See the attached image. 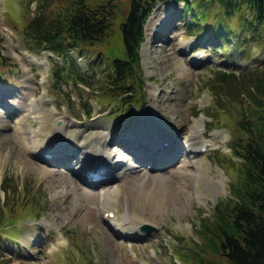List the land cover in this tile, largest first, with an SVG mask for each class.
Returning a JSON list of instances; mask_svg holds the SVG:
<instances>
[{
	"label": "rangeland",
	"instance_id": "374dc122",
	"mask_svg": "<svg viewBox=\"0 0 264 264\" xmlns=\"http://www.w3.org/2000/svg\"><path fill=\"white\" fill-rule=\"evenodd\" d=\"M24 2L31 11L38 0H0L1 52L14 64L0 74V141H8L0 143V203L6 198L1 187L6 178L15 185L16 201H26L16 206L15 229L9 223L2 231L0 264H181L173 254L175 248L189 250L200 241L198 216L209 215L220 197L232 195V177L239 174L233 163L227 167L209 154L215 148L220 155L230 153L234 134L228 121L231 109L238 107L226 97L225 108L214 101L211 79L219 68L237 71L262 66L264 27L256 42L240 47L250 50L245 57L234 47L238 34L221 38L226 42L221 44L212 31L205 30L216 19L209 12L198 28L182 0L157 2L145 21L140 47L143 98L141 103L126 102L118 108L119 102L99 96L106 88L101 74L107 63L90 65L95 49L83 55L72 50L90 88L69 81L54 87L52 65L62 59L24 45ZM225 20L223 26H238L237 14ZM110 39L119 48V34ZM85 100L91 107L89 115L83 112ZM144 123L160 130L143 128ZM197 127L207 145L200 150L202 145L197 143L191 151L186 141ZM163 130L172 136L163 135ZM158 132L160 136L151 138ZM53 134L74 137L84 148L94 141L104 142L121 163L110 168V175L104 173L103 182L89 184L71 167L77 155L44 159L46 151L51 153L45 145ZM152 141H164L168 154L175 142L181 151L175 148L177 154L169 161L160 160L166 154L151 161L147 155L140 157L142 152H154ZM27 188L33 197H28ZM108 189H116L108 196L115 220L101 210V194ZM3 207L6 219L8 207ZM125 212L137 215L134 224H127ZM138 216L145 219L141 222ZM146 222L157 230H143Z\"/></svg>",
	"mask_w": 264,
	"mask_h": 264
},
{
	"label": "trees",
	"instance_id": "16d2710c",
	"mask_svg": "<svg viewBox=\"0 0 264 264\" xmlns=\"http://www.w3.org/2000/svg\"><path fill=\"white\" fill-rule=\"evenodd\" d=\"M158 1L178 2L38 0L31 11L27 8L28 2H24L21 9L27 21L21 27L22 39L28 50H48L62 59L61 63L55 61L52 65L55 88L67 81L90 88L86 71L71 51L83 55L88 49H95V57L89 61L90 65L98 66L103 61L107 63L101 74L107 89L103 88L104 93L99 96L105 95L112 102H119L118 108H121L126 102L134 104L143 98L140 46L145 38V21ZM183 1L185 10L190 11L195 19L192 25L201 27L209 12L216 19L212 25L203 26L205 30L212 31L221 44L226 43L221 38L229 37L232 33L235 36L238 34L234 42L236 52H240L241 56H250L247 47H240L247 43L253 44L261 35L264 0ZM123 5L126 6L124 15L121 14ZM203 9L205 15H202ZM234 14H237L238 26L230 22L228 24L231 25L223 26L227 24L225 18H231ZM116 32L119 34V48L110 39ZM1 43L0 35V74L12 64L11 58L1 52ZM211 80L214 101L225 108L226 97L227 102L232 106L234 102L238 107L231 109L232 119L228 121L234 134L229 144L230 153L220 155V151L213 150L209 154L218 162H226L227 167L228 163H233L239 174L232 177V195L220 197L209 215L198 216L196 232L200 241H194L189 250L175 248L173 254L181 264H264V64L237 71L219 68ZM67 97L70 99L68 94ZM81 103L83 112L89 115L90 104L86 100ZM232 156H236L239 162ZM1 187L6 198L0 203V239L2 231H6V224L11 223L15 229L16 222L13 220H16L18 213L16 206L26 205V201H16V188L9 178L5 179ZM29 190L27 188L25 192L28 197H33L29 195ZM3 205L8 207L6 219Z\"/></svg>",
	"mask_w": 264,
	"mask_h": 264
},
{
	"label": "bare ground",
	"instance_id": "6f19581e",
	"mask_svg": "<svg viewBox=\"0 0 264 264\" xmlns=\"http://www.w3.org/2000/svg\"><path fill=\"white\" fill-rule=\"evenodd\" d=\"M63 124L61 123L60 126H62ZM65 127V126H62ZM143 128H149L152 130H160L159 127H156L155 125H151V124H146L144 123ZM148 129V130H149ZM200 127H197L195 129H192L190 136L188 138V140L186 141V145L188 147L189 150H195L196 149V144L199 143V145L204 144L205 142H203V140H201V134H204L203 130H201ZM201 132V134H200ZM67 134V133H66ZM65 134V136H66ZM160 136L161 134L158 132L156 134L151 135V138L154 136L157 138V136ZM163 135H168V136H172L171 133L166 132L165 130H163ZM61 136L58 134H53L51 135V137H48L49 142L48 144L45 145V148H47L50 151H54L53 156L52 157H48V159L44 158L46 161H51V160H58L61 158H67V157H74V156H78V160L72 163V169L75 172H79L80 171V177L81 179H83L84 181H87L89 184H93L95 183V181L91 180H87L89 178H87V170H95L96 168H93L94 166H98L99 162L102 164V166L108 165L106 168H104L103 172H106L107 175H110L111 173H109L110 168H114L115 167V163L117 162V164L121 163L120 159L115 157L113 154V151H111L110 149H107L104 147V142H99V141H94L91 143L90 147H86L84 148L81 145V142L79 140H76L74 137L73 139L68 138L67 136ZM174 136V134H173ZM96 137L100 138L99 133H96ZM175 137V136H174ZM135 138V137H132ZM47 139V140H48ZM141 139H146L145 136H141ZM149 139V138H148ZM170 139V138H169ZM174 139V138H173ZM152 140V139H150ZM167 140V139H164ZM8 141H6L4 138L3 140L1 139L0 143H7ZM153 143L151 144V148L154 152H149L148 154L142 152V155L140 157H145L146 155L149 156L148 158L151 161V158H155V157H159V156H155V155H165L163 157L160 158V160H165V161H169L170 159H172V155L176 153V150H174L175 148L177 149H181L180 145H176V142L174 143V145L172 146V154L171 152L168 154V151L165 150L166 147H168V145H163V141L162 143H154L155 141H152ZM170 144H173L170 142ZM169 144V145H170ZM198 145V146H199ZM42 148V149H45ZM84 148V149H83ZM163 150V151H162ZM78 151V152H77ZM181 151V150H180ZM170 155V157H168ZM154 156V157H153ZM108 163V164H107ZM75 164V165H74ZM102 172V173H103ZM98 182H103L98 181ZM113 190V189H112ZM104 192V194H103ZM102 192V198H101V203L102 204V208L101 210L103 212H105L106 214H109L111 212H113V216L112 218L115 220L116 219V215H115V210H113L114 208L112 207L111 203H109V195H114L116 193V189H114L113 191L111 190H107V191H103ZM114 197V196H113ZM104 213V214H105ZM112 214V213H111ZM109 214V215H111ZM137 215H132L128 212L123 213V217L125 219H129L127 220V224L130 223H135V218ZM139 217V216H138ZM140 221L142 222L143 217H139Z\"/></svg>",
	"mask_w": 264,
	"mask_h": 264
},
{
	"label": "water",
	"instance_id": "95a60500",
	"mask_svg": "<svg viewBox=\"0 0 264 264\" xmlns=\"http://www.w3.org/2000/svg\"><path fill=\"white\" fill-rule=\"evenodd\" d=\"M142 229L145 231H150V230H157V227L153 224L146 222V223L142 224Z\"/></svg>",
	"mask_w": 264,
	"mask_h": 264
}]
</instances>
